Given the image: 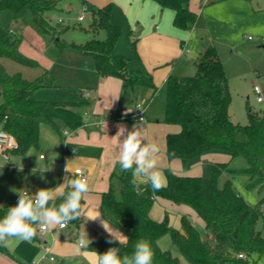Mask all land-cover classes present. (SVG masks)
Listing matches in <instances>:
<instances>
[{"label":"trees","instance_id":"obj_1","mask_svg":"<svg viewBox=\"0 0 264 264\" xmlns=\"http://www.w3.org/2000/svg\"><path fill=\"white\" fill-rule=\"evenodd\" d=\"M159 1L163 8L175 12L176 27L194 29L197 13L190 7L191 0ZM59 3L60 0H0V13L10 11L16 24L13 27L0 23V129L16 138L17 146L11 151L15 155L25 156L31 148H39L44 123L64 140V130L84 125V114L91 104L83 99H37L34 94L38 89L56 86L55 79L47 78V69L34 80L6 69L3 58L28 67H42L20 50L24 28L31 27L46 44L56 43L60 54L70 50L91 56L99 75L121 79L124 91L147 84L143 75L130 70L129 60L118 51L122 30L112 20L111 2L90 9V29L105 30L106 38H92L83 44L66 42L61 30L51 23L49 12ZM190 46L197 51L196 72L171 74L166 82L164 122L180 127L167 134V156L181 159L186 166L211 151L228 152L231 158L214 163L208 181L200 175H181L167 168V182L159 191L151 185L141 191L140 181L134 186L131 173L122 172L117 163L110 175L109 189L102 194V207L111 221L130 231L129 239L120 245L115 240L109 242V235L101 233L93 244H98L100 254L116 247L121 255H131L136 242L143 239L152 247V264H180L177 256L159 246V239L170 233L190 264H253L250 259L254 256H264V236L258 228L259 219L264 222V115L249 107L248 122H235L230 113L229 77L217 47L205 31H198ZM237 159H243L245 164L234 166ZM241 175L247 178L248 189L262 194L255 205L248 203L235 186V177ZM222 176L225 179L220 185ZM156 196L194 208L204 219L206 232L201 233L187 216L183 217L182 229L172 227L167 217L154 219L151 209ZM16 205L10 199L0 204V219ZM32 241H39L38 234ZM0 254L21 264L8 244L0 246Z\"/></svg>","mask_w":264,"mask_h":264},{"label":"rangeland","instance_id":"obj_2","mask_svg":"<svg viewBox=\"0 0 264 264\" xmlns=\"http://www.w3.org/2000/svg\"><path fill=\"white\" fill-rule=\"evenodd\" d=\"M91 6L96 7L95 5ZM82 10L81 0H60L58 7L49 12L51 23L62 32L61 38L66 42L78 44L86 43L92 38L105 39V30L94 32L90 29L92 14L89 7L84 11L85 20L81 22L78 20ZM0 23L5 26L12 25L15 27L16 25L13 23L10 11L0 13ZM120 27L122 34L118 40L120 42L118 51L128 59L132 47L129 27L128 29L126 26ZM197 28L205 29L206 34L217 47L224 63L232 93L230 105L232 119L235 122L246 124L248 122L249 107L253 111L264 115V100L259 102L254 91V87L258 85L264 95V0H197ZM23 33L24 41L20 48L23 55L41 63L47 69V78L56 80V86L38 89L34 94L35 98L51 101H75L82 99V93L89 92L94 95L95 87L92 85L91 77L94 76L93 73L96 69L91 56L76 54L70 50L60 54L56 43L46 44L43 38L31 27L24 28ZM2 62L10 73L21 72L29 80L36 79L39 74L45 71V69L28 67L5 58L2 59ZM196 62L197 51L194 50L189 58L186 56L181 58L175 73L183 74L185 71V75H193L196 72ZM189 66H192V68L190 69ZM42 126L47 127V124L44 123ZM212 153H220L226 156L223 162L231 158L228 152L211 151L205 153L207 155L202 154L194 161L192 160L191 162L198 160L200 163L199 175L205 181L212 177V165L216 163L212 158ZM39 154L40 151L34 147L24 157L15 155L12 152L9 154L10 158L0 154V204L9 199L12 204H17L20 194L23 195L26 189L33 191L34 194L39 189H48L49 184L47 185L45 180L40 181L42 177L37 178L40 173L34 168L36 161L38 162ZM244 164L243 159H237L233 162L234 166ZM224 179L225 176L220 178V185L223 184ZM234 182L236 188L248 203L255 205L259 202L262 194L257 190H250L246 187L247 178L245 176H236ZM147 188H149V185L140 184L141 191H145ZM54 202L58 206L62 199H55ZM49 203L51 205L53 201ZM97 209L104 214L101 218L107 219L114 229L118 228L127 237L130 234L127 228L111 221L104 212L102 204L99 206L92 205L90 210L86 208L81 212L79 218L82 217L84 221L96 226L99 231L88 224L82 223L79 234L67 238V241L78 243L81 235L87 233L89 245L84 249L92 251L94 254L95 252L99 253V246L93 244V238L101 233L108 234L99 225L98 221L89 220ZM151 212L155 213L159 220L167 217L170 225L178 229H182L183 217L187 216L201 233L206 232L204 219L189 205L171 203L160 196H156ZM79 218L69 222L67 230L74 229ZM258 228L264 236L262 218L258 221ZM59 233L60 231H58ZM160 239L159 246L161 249L170 251L177 256L180 264H190L175 246L170 233H166ZM49 243L52 244L51 241ZM8 245L10 251L21 260V264H33L34 261L40 259L44 252L42 243L39 244L32 240L29 242L12 239L8 242ZM52 254L56 256L54 252ZM58 257L61 258L59 255ZM94 261L89 259L86 264H94ZM250 261L253 264H264V256L260 258L254 256ZM0 264L16 263L0 254ZM45 264L81 263L70 260L64 262L63 260H57L55 263H50L46 260ZM220 264L237 263L224 262Z\"/></svg>","mask_w":264,"mask_h":264},{"label":"crops","instance_id":"obj_3","mask_svg":"<svg viewBox=\"0 0 264 264\" xmlns=\"http://www.w3.org/2000/svg\"><path fill=\"white\" fill-rule=\"evenodd\" d=\"M81 1L83 6L87 5L89 9H92L91 5L102 7L110 2L113 4L112 20L120 26H126L127 29L129 27V35L132 40L128 57L129 68L131 71L143 75L147 83L138 88L124 91L121 79L102 77L95 70L94 76L91 77L92 85L95 87L94 95L89 92L81 94L83 100L91 103L85 111L87 124L76 130H70L64 140H61L60 136L48 125L41 128L40 146L37 148L40 154L38 162L36 161L34 165L35 170L40 173L37 178L42 177L40 181L45 180L46 184H49L48 189L55 191V187L63 184L66 177L77 178L73 175L76 168H83L89 181V192L81 201V212H83L86 208L90 210L92 205L102 204V194L109 189L110 175L118 163L123 139L133 130L134 125L143 137L159 145L158 168L165 177L167 168H171L175 173L181 175H199L201 165L198 160L190 162L191 164L186 166L181 159H169L167 156V134L179 131L180 127L164 122V111L167 79L171 74H178L175 72L181 58L183 56L189 58L193 52L190 46L191 40L198 31H205V29L197 28V20L193 30L188 31L176 27L174 24L175 12L172 9L163 8L159 0ZM190 7L197 13V0H191ZM137 25L139 27L134 29ZM187 41L188 46H185ZM119 44L118 41V47ZM186 47L190 49V52L185 51ZM40 68L45 69L43 65ZM189 68L191 69L192 66ZM186 69L188 70V68ZM184 72L179 75H185ZM138 102L145 106V121L134 117L137 113L136 104ZM111 110L114 111L113 118L109 116ZM98 116H104L105 121L101 124H94V120ZM120 129L121 132L124 131V134L117 136ZM41 154H44L43 158ZM211 155L216 162H223L226 157L220 153ZM66 167L69 172L65 171ZM69 190L65 189V191ZM31 192L35 195L33 191ZM55 199L61 198L57 194ZM151 216L159 220L155 213L151 212ZM82 223L98 230L96 226L84 221L82 217L76 222L74 229L67 230L68 226L60 228L59 225L52 228L53 232L41 233L37 229L39 241L36 243L50 244L49 241L52 242L50 245L52 252L56 254V259L54 261L47 260L48 262L70 260L86 264L89 259L95 260L92 251L85 250L78 243L67 241V238L79 234ZM66 230L67 232H65ZM58 231H60L59 234ZM160 241L161 239L158 242Z\"/></svg>","mask_w":264,"mask_h":264},{"label":"clouds","instance_id":"obj_4","mask_svg":"<svg viewBox=\"0 0 264 264\" xmlns=\"http://www.w3.org/2000/svg\"><path fill=\"white\" fill-rule=\"evenodd\" d=\"M122 128V127H121ZM124 131L117 133L123 135ZM159 145L143 137L134 125L133 130L123 139L120 147L118 163L122 172H130L132 183L137 181L150 184L154 191L162 189L166 183L164 173L158 168ZM30 155V154H29ZM69 172L68 167L65 169ZM65 189H70L65 191ZM89 192L87 177L65 178L63 184L51 189H39L35 195H21L16 206L10 207L6 216L0 219V246H7L12 239L31 241L37 234L40 226L52 229L56 225H66L76 220L81 214V201ZM57 194L62 202L57 206L55 198ZM50 201L53 203L50 205ZM104 214L97 209L89 220L98 221L99 225L108 233L110 240L118 241L120 245L127 244L128 237L118 228H113L107 219L101 218ZM80 247H88L87 233L81 235L78 240ZM94 264H152L153 250L147 240L136 242L131 255L120 254V249L109 248L103 254L95 252Z\"/></svg>","mask_w":264,"mask_h":264},{"label":"built area","instance_id":"obj_5","mask_svg":"<svg viewBox=\"0 0 264 264\" xmlns=\"http://www.w3.org/2000/svg\"><path fill=\"white\" fill-rule=\"evenodd\" d=\"M88 9V6L87 5H84L83 6V10L81 12V14L79 15L78 17V20L81 22V21H84L85 20V13L84 11ZM139 27V25L135 26L134 29H137ZM185 46H188V41L186 42ZM185 51L186 52H190V49L189 48H185ZM254 91L255 93L257 94V100L259 102L263 101L264 100V95H263V91L262 89L256 85L254 87ZM136 108H137V113L135 114V118L141 120V121H145V106L138 102L136 104ZM85 116H87V113L84 114V124H87V119L85 120ZM109 116L110 118H113L114 117V111H110L109 112ZM105 121V117L104 116H98L95 118L94 120V124H101ZM64 135L67 136L69 133H70V130H64L63 131ZM17 146V143H16V138L9 132L3 130V129H0V154L1 155H4L5 157L7 158H10L9 157V154H11V151L16 148ZM41 157L43 158L44 157V154H41ZM73 175H75L77 178H81V177H87V174L85 172V170L81 167L79 168H76L74 171H73ZM76 179V178H75ZM147 185H150V184H147ZM33 195L32 192L28 189L24 190L23 192V195ZM68 226V223L66 225H59L60 228H66ZM38 230L39 232L43 233V232H52L53 229H47V228H43V227H40L38 226ZM42 248H43V255L40 257L39 260L37 261H34L33 264H45V261L46 260H50V261H54L56 259V257L52 254V246L46 242L42 243ZM239 257H244L243 254H239Z\"/></svg>","mask_w":264,"mask_h":264}]
</instances>
